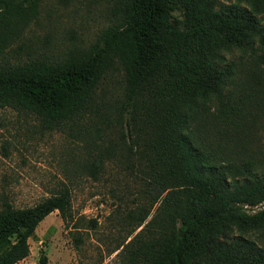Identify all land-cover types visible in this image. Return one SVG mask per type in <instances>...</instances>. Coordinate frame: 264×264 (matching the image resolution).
I'll return each mask as SVG.
<instances>
[{
    "label": "trees",
    "instance_id": "obj_1",
    "mask_svg": "<svg viewBox=\"0 0 264 264\" xmlns=\"http://www.w3.org/2000/svg\"><path fill=\"white\" fill-rule=\"evenodd\" d=\"M109 1L111 24L84 50L0 59V108L35 115L48 129L85 116L83 125L95 126L100 143L86 170L96 177L105 161L126 162L144 194L129 215L132 232L141 228L117 246L133 262L264 264V247L246 236L264 233V0ZM37 3L0 0V53ZM233 49L257 65L240 99L227 90L237 65L224 53ZM116 73L120 96L104 97ZM212 100L209 118L202 107ZM69 192L63 186L26 207L3 201L0 264L30 255L37 224L53 210L73 220Z\"/></svg>",
    "mask_w": 264,
    "mask_h": 264
},
{
    "label": "rangeland",
    "instance_id": "obj_2",
    "mask_svg": "<svg viewBox=\"0 0 264 264\" xmlns=\"http://www.w3.org/2000/svg\"><path fill=\"white\" fill-rule=\"evenodd\" d=\"M37 1L35 16L18 24L0 59L11 63L61 60L88 47L113 19L109 0ZM224 57L237 65L235 81L227 90L240 99L248 72L257 67L255 59L238 49L225 52ZM120 81L119 73L111 77L101 88L104 97L120 96ZM206 106L204 115L211 118L215 100L207 102L202 111ZM87 120L85 116L82 125L68 123L48 129L35 115L0 108V207L5 200L18 207L33 206L63 186L71 194L73 220L67 225L53 210L37 224L29 240L30 255L17 264H137L120 250L141 228L132 232L134 221L129 215L144 203V194L126 162L105 161L96 177L89 174L84 164L97 150L100 132L93 124L85 127ZM114 129L111 135L120 138V128ZM239 134L231 137L243 154ZM246 236L264 247V233L248 232Z\"/></svg>",
    "mask_w": 264,
    "mask_h": 264
}]
</instances>
